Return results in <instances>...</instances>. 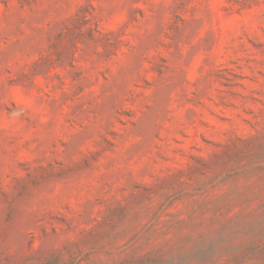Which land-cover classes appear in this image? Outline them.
I'll use <instances>...</instances> for the list:
<instances>
[{
	"label": "rangeland",
	"instance_id": "1",
	"mask_svg": "<svg viewBox=\"0 0 264 264\" xmlns=\"http://www.w3.org/2000/svg\"><path fill=\"white\" fill-rule=\"evenodd\" d=\"M0 264H264V0H0Z\"/></svg>",
	"mask_w": 264,
	"mask_h": 264
}]
</instances>
